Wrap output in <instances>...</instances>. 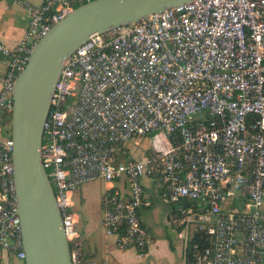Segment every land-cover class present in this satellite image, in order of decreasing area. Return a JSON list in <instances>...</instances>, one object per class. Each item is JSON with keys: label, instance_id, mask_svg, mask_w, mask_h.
I'll return each mask as SVG.
<instances>
[{"label": "built area", "instance_id": "1", "mask_svg": "<svg viewBox=\"0 0 264 264\" xmlns=\"http://www.w3.org/2000/svg\"><path fill=\"white\" fill-rule=\"evenodd\" d=\"M11 1L27 28L14 48L0 43V250L25 264L7 121L14 84L51 27L94 0ZM150 133L163 139L149 153L118 160L125 143ZM40 152L69 242L72 193L125 180L127 196L103 193L101 226L143 258L149 235L138 211L150 177L164 203L181 207L177 222L206 238L192 264H264V0H192L91 37L63 63ZM72 262L87 264L76 251Z\"/></svg>", "mask_w": 264, "mask_h": 264}, {"label": "water", "instance_id": "2", "mask_svg": "<svg viewBox=\"0 0 264 264\" xmlns=\"http://www.w3.org/2000/svg\"><path fill=\"white\" fill-rule=\"evenodd\" d=\"M191 1L94 0L54 24L33 47L14 84L10 120L13 185L25 264H73L54 192L40 162L43 125L64 61L95 35ZM193 250L189 245L188 252Z\"/></svg>", "mask_w": 264, "mask_h": 264}, {"label": "crops", "instance_id": "3", "mask_svg": "<svg viewBox=\"0 0 264 264\" xmlns=\"http://www.w3.org/2000/svg\"><path fill=\"white\" fill-rule=\"evenodd\" d=\"M26 1L33 5H41L46 0ZM26 28L27 16L24 9L11 0H0V43L6 48H14L21 40ZM5 72L6 58L0 54V75L5 74ZM161 138L155 136L154 142L156 139L159 142ZM127 151L130 150H128L125 143L119 151L118 160L129 162L141 159L146 155L142 154L137 158H132L131 152L128 153ZM90 183L79 186L71 195V213L78 241V249L75 251L81 259L85 258L84 261L87 264H191L188 260V255L191 254L188 252V246L192 245L190 242L195 224L192 221L179 224L177 219L181 215L179 210L181 207L170 204L173 207L172 215H175V218L170 220V215H168L167 224L157 225L159 212L154 203L159 198L161 199L162 193V186L157 178L147 177L142 179L144 189L143 205L138 212L143 225L148 231L149 243L145 255L141 259L137 258L135 248H120L116 237L106 236L101 226V197L103 193L106 190H111L127 196L128 184L126 181L119 180L113 184L110 183L107 187H104L96 203L87 204L85 192L88 193L87 185H90ZM188 203L190 202L183 204ZM193 204L199 203L193 202ZM231 207L234 208V206ZM0 264H20V262L16 260L13 252L0 250Z\"/></svg>", "mask_w": 264, "mask_h": 264}, {"label": "rangeland", "instance_id": "4", "mask_svg": "<svg viewBox=\"0 0 264 264\" xmlns=\"http://www.w3.org/2000/svg\"><path fill=\"white\" fill-rule=\"evenodd\" d=\"M154 133H150L144 137H138V138H133L129 140L126 143V147L128 148L127 151L128 153L131 152L132 158H137L142 154H147L151 150V146L154 143ZM113 184V183H111ZM108 183L105 182H95V183H90V185H87L88 187V193L85 192V197L87 200V204H93L96 203V201L99 200L100 195L104 189V187L108 186ZM191 203V202H190ZM155 208L159 212V220H158V226L162 225V223L167 224V216L170 215V220L175 218V215H172V209L173 207L170 204L163 203V201L159 198L157 201L154 203ZM232 208V207H231ZM230 208V209H231ZM241 207L240 205H236L234 208L231 210H240ZM181 217V216H180ZM160 223V224H159ZM195 231V229H194ZM193 231V232H194Z\"/></svg>", "mask_w": 264, "mask_h": 264}, {"label": "trees", "instance_id": "5", "mask_svg": "<svg viewBox=\"0 0 264 264\" xmlns=\"http://www.w3.org/2000/svg\"><path fill=\"white\" fill-rule=\"evenodd\" d=\"M10 120H11V114H9L8 117H7V121L10 122ZM188 206L191 207V208H193L194 210L197 209V204H193V202L192 203H188ZM180 216L181 215H179L178 217H180ZM190 243L193 246H196V247H198L200 249H202V247H205L207 245V241H206L205 236L202 235V234H200L196 230L192 234V239H191V242ZM69 247H70L71 253L73 251H75L76 249H78V241H77V239H74L71 242H69ZM192 255H193V253H191L190 255H188V260H189V262H191V264H192Z\"/></svg>", "mask_w": 264, "mask_h": 264}, {"label": "flooded vegetation", "instance_id": "6", "mask_svg": "<svg viewBox=\"0 0 264 264\" xmlns=\"http://www.w3.org/2000/svg\"><path fill=\"white\" fill-rule=\"evenodd\" d=\"M263 226H264V219H263Z\"/></svg>", "mask_w": 264, "mask_h": 264}]
</instances>
